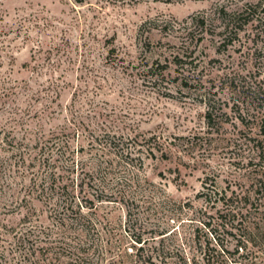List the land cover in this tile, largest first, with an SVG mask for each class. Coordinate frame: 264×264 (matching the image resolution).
<instances>
[{
	"label": "rangeland",
	"instance_id": "374dc122",
	"mask_svg": "<svg viewBox=\"0 0 264 264\" xmlns=\"http://www.w3.org/2000/svg\"><path fill=\"white\" fill-rule=\"evenodd\" d=\"M263 174L264 0H0V264H264ZM94 175L137 202L63 233Z\"/></svg>",
	"mask_w": 264,
	"mask_h": 264
},
{
	"label": "trees",
	"instance_id": "16d2710c",
	"mask_svg": "<svg viewBox=\"0 0 264 264\" xmlns=\"http://www.w3.org/2000/svg\"><path fill=\"white\" fill-rule=\"evenodd\" d=\"M76 2L79 3H84L89 0H75ZM106 1H111V2H126V1H133V2H138L140 0H106ZM171 1V0H170ZM230 17L229 22H227L226 28H230L232 24L236 25L240 18L242 17L241 14H230L228 15L226 13V17ZM232 23V24H231ZM168 26V25H167ZM208 119V124L212 126L215 124V118H213V115L211 113H208L207 115ZM163 138L159 137L157 135L150 137V138H145L143 140H139L138 136L131 137L128 139L127 143L129 145L128 147V155H131L134 152L137 153H147L149 152L152 155H156V151H161L162 152V157L163 158H171L176 151H182L181 146H179L176 143V140L179 138H175V140L168 141L165 139V141H161ZM61 141V140H60ZM92 147H96V143L98 142L97 138L91 141ZM111 149H107L108 154L112 155L114 150L116 149L117 146H112L110 145ZM133 149V151H131ZM124 150V149H122ZM107 153H104V155H108ZM142 163V157L139 158ZM103 164L100 165L99 171L101 166H105V171L107 173V177L113 175L116 176V171L113 165V162H109L107 160L102 161ZM105 163V164H104ZM128 164H131L128 163ZM135 166V165H133ZM143 167V166H141ZM98 171V173H99ZM264 176V174H263ZM114 180V179H113ZM93 181L94 183L88 184L87 187L90 188V190L86 191L85 184H81L79 186L82 187L81 192H84V196L82 198H77L76 192L74 190H70V185L65 184L64 186L57 188L56 186L53 185L52 188L56 187V190H59L61 200L60 202H56L53 207V211L56 215V220L58 221L57 224L59 225L58 227L63 231V233H66L68 231H73L75 233H78L79 235H83L85 237H88L90 234V230L88 227L91 225L94 229L98 230V225L93 221V218L88 215V212H85V208L89 209V212H98L99 206L102 204L114 202V203H119L124 205L125 207L130 206L129 203H134L137 202L135 198L128 196V192L124 190L123 188H120L118 190H115L116 188H111L106 181L102 182L97 181V177L94 175L93 176ZM37 188V184L35 185ZM45 189V188H44ZM43 189V190H44ZM138 189V188H137ZM211 188L208 187V190ZM58 192V191H57ZM234 193H232V196L228 198V201L231 200L234 196ZM218 194V191H217ZM203 195L209 196L211 195L209 192L204 193ZM248 195H245V197ZM238 198V197H237ZM222 199L227 202V195H223ZM216 202H218V198L216 199ZM82 223L83 226L76 225V222ZM86 224H89L88 226ZM68 235V234H66ZM81 240V239H79ZM141 242V241H140ZM82 263L84 262L83 258L78 259ZM84 264V263H83Z\"/></svg>",
	"mask_w": 264,
	"mask_h": 264
}]
</instances>
